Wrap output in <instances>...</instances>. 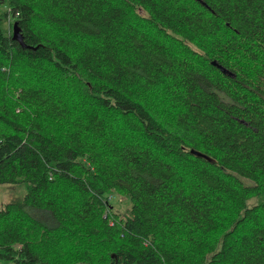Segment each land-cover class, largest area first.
I'll return each instance as SVG.
<instances>
[{
	"label": "trees",
	"instance_id": "trees-1",
	"mask_svg": "<svg viewBox=\"0 0 264 264\" xmlns=\"http://www.w3.org/2000/svg\"><path fill=\"white\" fill-rule=\"evenodd\" d=\"M2 19L24 45L0 25V183L26 192L0 202L1 260L264 264V0H0Z\"/></svg>",
	"mask_w": 264,
	"mask_h": 264
},
{
	"label": "rangeland",
	"instance_id": "rangeland-1",
	"mask_svg": "<svg viewBox=\"0 0 264 264\" xmlns=\"http://www.w3.org/2000/svg\"><path fill=\"white\" fill-rule=\"evenodd\" d=\"M0 25L3 28L9 29L12 34V26H10L5 19H2ZM248 183V180H244ZM26 192V184L24 182L19 183H0V202H18L21 203L24 193ZM110 203L115 211L119 213L120 216H124L127 212V208L130 207V202L126 197L119 195L118 193H112L110 196ZM0 264H12L11 262H6L0 259Z\"/></svg>",
	"mask_w": 264,
	"mask_h": 264
},
{
	"label": "water",
	"instance_id": "water-1",
	"mask_svg": "<svg viewBox=\"0 0 264 264\" xmlns=\"http://www.w3.org/2000/svg\"><path fill=\"white\" fill-rule=\"evenodd\" d=\"M11 38L14 39V40H16V41H18L21 45H24L23 42H22V36H21L20 30H19V27H18L16 21H14L12 23V34H11ZM218 66L220 67V69L222 71L225 72V69L222 66H220V65H218Z\"/></svg>",
	"mask_w": 264,
	"mask_h": 264
}]
</instances>
